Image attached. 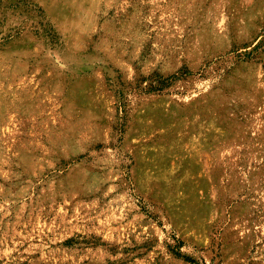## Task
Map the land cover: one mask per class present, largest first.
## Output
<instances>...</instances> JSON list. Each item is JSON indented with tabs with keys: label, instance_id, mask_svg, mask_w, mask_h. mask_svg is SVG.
<instances>
[{
	"label": "rangeland",
	"instance_id": "1",
	"mask_svg": "<svg viewBox=\"0 0 264 264\" xmlns=\"http://www.w3.org/2000/svg\"><path fill=\"white\" fill-rule=\"evenodd\" d=\"M38 1L0 0V264H264V0Z\"/></svg>",
	"mask_w": 264,
	"mask_h": 264
},
{
	"label": "crops",
	"instance_id": "2",
	"mask_svg": "<svg viewBox=\"0 0 264 264\" xmlns=\"http://www.w3.org/2000/svg\"><path fill=\"white\" fill-rule=\"evenodd\" d=\"M41 1L42 0H39L38 2ZM47 3H49L51 10H65L67 12V10L71 9L67 7V5L65 6L61 0H47ZM60 18V16L56 18L51 17V19L55 20V22H58V24L57 22L56 24L59 25L60 31L63 34L62 38L60 37V41L64 40L68 48L63 45L64 42H61V45H58L57 49H45V52L39 56L49 60L52 59L56 66H59L64 70L63 72L65 75L66 90L68 95L82 103L86 100V98H88V91H92L96 86L99 71L103 70L105 66L102 62H100L98 55L96 52H93L91 48L83 49V47L79 45H76L75 47L67 45V40H70L72 37L70 24L67 22V24L61 28V20L63 19ZM14 42V44L18 45L22 43V40L16 38L14 39ZM50 65L54 64H51L50 61ZM139 150H142V148H139Z\"/></svg>",
	"mask_w": 264,
	"mask_h": 264
},
{
	"label": "trees",
	"instance_id": "3",
	"mask_svg": "<svg viewBox=\"0 0 264 264\" xmlns=\"http://www.w3.org/2000/svg\"><path fill=\"white\" fill-rule=\"evenodd\" d=\"M186 258L188 261H190L192 264H199L196 259L192 258V257H184Z\"/></svg>",
	"mask_w": 264,
	"mask_h": 264
}]
</instances>
